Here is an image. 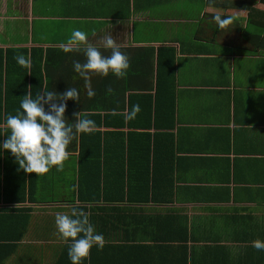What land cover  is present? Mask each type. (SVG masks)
<instances>
[{
	"label": "crops",
	"instance_id": "1",
	"mask_svg": "<svg viewBox=\"0 0 264 264\" xmlns=\"http://www.w3.org/2000/svg\"><path fill=\"white\" fill-rule=\"evenodd\" d=\"M216 14L235 20L223 31ZM74 28L95 45L110 32L129 58V75L92 76L96 95L106 98L105 123L95 128L107 144L92 140L82 150L79 136L62 172L29 174L27 211L14 216L11 234L0 225V235L23 237L16 247L0 245V259L8 255L1 264H71L55 217L73 207L88 208L105 237L84 264H264V251L251 246L264 240V0H0V48H52L51 91H81L79 102H67L72 123L88 112L85 98H95L72 79L82 52L61 50ZM167 63L175 70L173 126L137 128L148 125L155 100L147 92L154 95L159 65ZM135 104L141 112L125 122ZM131 138L134 148L152 150L157 199L144 200L147 158L130 164L120 154Z\"/></svg>",
	"mask_w": 264,
	"mask_h": 264
},
{
	"label": "clouds",
	"instance_id": "2",
	"mask_svg": "<svg viewBox=\"0 0 264 264\" xmlns=\"http://www.w3.org/2000/svg\"><path fill=\"white\" fill-rule=\"evenodd\" d=\"M212 20L224 31L233 24L235 18L216 14L212 16ZM92 34L95 35V32ZM101 49L110 50L111 54L106 56ZM61 50L64 53L80 51L85 57L84 62L73 61L72 70L75 75L72 79L83 80L88 98L96 95L91 85L92 76L112 75L117 79H126L129 75V58L121 51V46L110 32L102 37L100 45H95L90 42L87 32L74 28ZM14 59L19 66L30 71V53L28 57L18 54ZM108 91L111 92L112 89ZM80 99L81 91L75 87H70L63 93L45 88L37 92L35 97L29 89L22 97L16 114L8 115L4 121L9 134L0 143V152H10L19 169L26 174L35 173L37 177H43L52 169L62 172L69 156V146L80 134L91 132L95 128V122L83 118L82 113L74 114V123L66 119L67 102H79ZM45 105H48L47 111ZM140 112V105H133L126 112L125 122L135 120ZM55 228L58 239L67 245L71 264H84L93 247L103 250L105 246V237L90 222L89 215L76 207L71 209L70 214L57 213ZM251 246L257 251H264V240H253Z\"/></svg>",
	"mask_w": 264,
	"mask_h": 264
},
{
	"label": "trees",
	"instance_id": "3",
	"mask_svg": "<svg viewBox=\"0 0 264 264\" xmlns=\"http://www.w3.org/2000/svg\"><path fill=\"white\" fill-rule=\"evenodd\" d=\"M52 48L42 47H10L0 48V143L6 139L5 136L9 134L6 129L4 121L8 115H15L19 108L20 101L26 92L31 89L33 97L36 93L47 88L49 91L52 89V84L49 81V77L52 74L53 68L52 58L49 50ZM30 53L31 58V69H25L19 66L14 57L18 54H24L28 57ZM55 60V58H53ZM170 65V66H169ZM169 66V67H168ZM58 71L62 72V68L58 67ZM174 66L173 64L159 65L158 68V85L154 95L151 92H147L149 99L154 98L155 105H150L149 110V121L147 127H137L147 129L154 122L153 126L159 130L167 129L165 127H172L175 119V80H174ZM97 93H100L97 90ZM100 94L94 96L93 99H86L83 101V110H87V113H83L82 117L91 119L95 122L96 128H101L105 120H103V111L105 110L106 98L99 97ZM91 102V103H89ZM157 103V104H156ZM74 104V103H73ZM71 103L70 108L73 110L75 107ZM133 105H130L132 108ZM73 107V108H72ZM45 110H48V105H45ZM132 125V122H131ZM93 129L91 132L80 134L81 148H85L88 142L94 140L97 144H107L109 139L108 136H103L102 131ZM133 135H139L143 142L146 139L150 140V134L145 132L133 131ZM123 133L120 135L122 142L125 141ZM78 140V139H77ZM77 140L73 141V145L77 144ZM136 140L132 139L128 142L125 148L126 151L120 153L122 156L126 154L130 160L138 159V157L147 158V173L143 179V185L147 188V197L144 200L157 199L154 192V172L152 164L154 161L151 159V148L148 144L147 149L144 147L134 148ZM85 143V144H84ZM71 144V145H72ZM84 144V145H83ZM103 148V146H102ZM105 157V154L102 155ZM155 158V156H153ZM131 171V170H130ZM29 174H26L23 170L19 169V165L15 162V157L10 152H0V203L8 204V206L0 207V225L7 226L10 230L7 233L13 231L14 226H17V222L13 219L14 216H18V213L27 211V208L21 206L31 199ZM152 195V196H151ZM135 198V197H134ZM130 194V199L136 201ZM113 201L117 200L118 197L114 196ZM99 200V199H98ZM81 211H88L86 207L77 208ZM30 213L26 215V221L22 224V231L26 232L28 225L30 224ZM114 228L119 227L114 225ZM7 233L0 235V245H12L16 247V243L13 241L21 240L23 234L20 235H7ZM7 254L0 259V264L7 258Z\"/></svg>",
	"mask_w": 264,
	"mask_h": 264
}]
</instances>
